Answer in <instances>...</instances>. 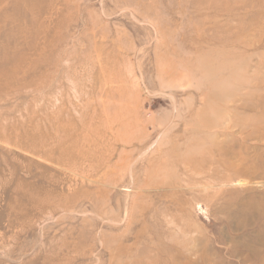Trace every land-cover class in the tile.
I'll return each instance as SVG.
<instances>
[{"label": "rangeland", "instance_id": "1", "mask_svg": "<svg viewBox=\"0 0 264 264\" xmlns=\"http://www.w3.org/2000/svg\"><path fill=\"white\" fill-rule=\"evenodd\" d=\"M0 264H264V0H0Z\"/></svg>", "mask_w": 264, "mask_h": 264}, {"label": "bare ground", "instance_id": "2", "mask_svg": "<svg viewBox=\"0 0 264 264\" xmlns=\"http://www.w3.org/2000/svg\"><path fill=\"white\" fill-rule=\"evenodd\" d=\"M242 184H243V182H242Z\"/></svg>", "mask_w": 264, "mask_h": 264}]
</instances>
